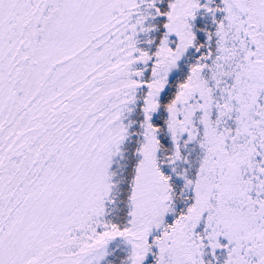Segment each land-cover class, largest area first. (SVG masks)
I'll use <instances>...</instances> for the list:
<instances>
[{"label":"snow or ice","instance_id":"obj_1","mask_svg":"<svg viewBox=\"0 0 264 264\" xmlns=\"http://www.w3.org/2000/svg\"><path fill=\"white\" fill-rule=\"evenodd\" d=\"M0 264H264V0H0Z\"/></svg>","mask_w":264,"mask_h":264}]
</instances>
